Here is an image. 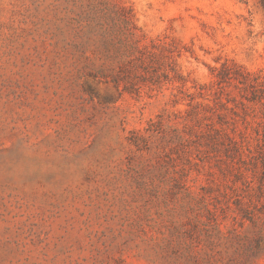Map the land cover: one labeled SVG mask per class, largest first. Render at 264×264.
<instances>
[{
	"label": "rangeland",
	"instance_id": "1",
	"mask_svg": "<svg viewBox=\"0 0 264 264\" xmlns=\"http://www.w3.org/2000/svg\"><path fill=\"white\" fill-rule=\"evenodd\" d=\"M222 67L264 81V0H0V264H264Z\"/></svg>",
	"mask_w": 264,
	"mask_h": 264
},
{
	"label": "trees",
	"instance_id": "2",
	"mask_svg": "<svg viewBox=\"0 0 264 264\" xmlns=\"http://www.w3.org/2000/svg\"><path fill=\"white\" fill-rule=\"evenodd\" d=\"M147 71V69H145ZM218 82L222 84H234L243 92L242 98L254 105H260L261 117L253 115L252 118H259L249 131L235 132L234 135H226L228 146L225 149L226 156L235 161L239 168L243 167L250 176L244 178V189L242 199L239 201V210L244 219L248 220L258 232L257 248L264 252V81L251 76L240 67H222L219 71ZM245 116H248L245 114ZM246 125L251 122L244 117ZM247 130V129H246ZM254 142V143H253ZM240 175L245 176V173Z\"/></svg>",
	"mask_w": 264,
	"mask_h": 264
}]
</instances>
